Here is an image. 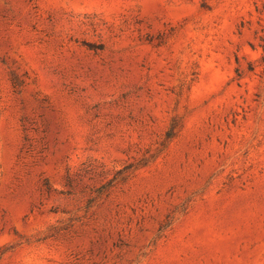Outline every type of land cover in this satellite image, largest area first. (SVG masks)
Segmentation results:
<instances>
[{"label":"rangeland","instance_id":"1","mask_svg":"<svg viewBox=\"0 0 264 264\" xmlns=\"http://www.w3.org/2000/svg\"><path fill=\"white\" fill-rule=\"evenodd\" d=\"M0 264H264V0H0Z\"/></svg>","mask_w":264,"mask_h":264}]
</instances>
